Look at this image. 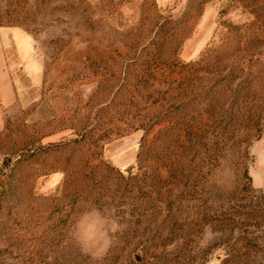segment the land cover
<instances>
[{"label":"rangeland","instance_id":"1","mask_svg":"<svg viewBox=\"0 0 264 264\" xmlns=\"http://www.w3.org/2000/svg\"><path fill=\"white\" fill-rule=\"evenodd\" d=\"M1 71L0 264H264V0H0Z\"/></svg>","mask_w":264,"mask_h":264},{"label":"trees","instance_id":"2","mask_svg":"<svg viewBox=\"0 0 264 264\" xmlns=\"http://www.w3.org/2000/svg\"><path fill=\"white\" fill-rule=\"evenodd\" d=\"M221 73L222 72L220 70L219 74ZM229 75H230V71H228L225 74L226 77H228ZM246 76L247 77L245 78V81H248V83L253 81H260V79H256V76L252 77V74L249 72H247ZM258 77L259 76L257 74V78ZM242 85L243 82L241 83L239 82L238 85L236 86L237 88L234 87L230 89V93L234 97V99L231 101L230 110H232L236 106L237 110L241 112V113L239 112L237 113L241 115L248 113V116H250L249 118L254 123L253 130L255 129L257 132L261 129L259 128L260 120L262 118L261 112L264 110V83L262 84L263 89L260 90H257L256 87L245 88L242 87ZM258 91H260V93ZM192 126L193 125H189L186 126L185 128H182V130L180 129V131H178V135H177L178 137L176 139H178L181 143L186 140L189 141L193 140L194 135H196L197 133L192 131L193 128ZM64 144L65 143H57L51 146L61 147V145ZM181 146L183 147V144ZM171 171H175V170L171 169L169 164V169H168L169 174H171Z\"/></svg>","mask_w":264,"mask_h":264},{"label":"crops","instance_id":"3","mask_svg":"<svg viewBox=\"0 0 264 264\" xmlns=\"http://www.w3.org/2000/svg\"><path fill=\"white\" fill-rule=\"evenodd\" d=\"M10 86L6 82V76L2 71L0 72V104L3 102H6L9 100L10 96ZM2 120L0 119V127H1V122Z\"/></svg>","mask_w":264,"mask_h":264},{"label":"water","instance_id":"4","mask_svg":"<svg viewBox=\"0 0 264 264\" xmlns=\"http://www.w3.org/2000/svg\"><path fill=\"white\" fill-rule=\"evenodd\" d=\"M137 259H139V257L137 256Z\"/></svg>","mask_w":264,"mask_h":264}]
</instances>
